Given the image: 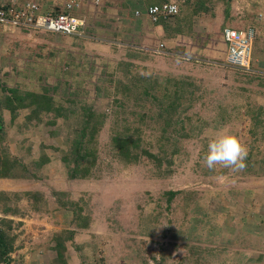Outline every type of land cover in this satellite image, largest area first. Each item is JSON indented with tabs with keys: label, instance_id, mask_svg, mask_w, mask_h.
Returning <instances> with one entry per match:
<instances>
[{
	"label": "rangeland",
	"instance_id": "1",
	"mask_svg": "<svg viewBox=\"0 0 264 264\" xmlns=\"http://www.w3.org/2000/svg\"><path fill=\"white\" fill-rule=\"evenodd\" d=\"M75 1L80 36L0 27L11 264H60L65 231V264H264V0H144L179 13L154 22L141 12L131 28L115 10L122 0ZM64 2L43 0L42 11ZM224 29L251 38L246 69L226 62ZM10 89L43 94L51 109L12 119L1 106ZM127 127L135 145L123 158L113 137ZM224 127L248 149L243 170L202 163Z\"/></svg>",
	"mask_w": 264,
	"mask_h": 264
},
{
	"label": "built area",
	"instance_id": "2",
	"mask_svg": "<svg viewBox=\"0 0 264 264\" xmlns=\"http://www.w3.org/2000/svg\"><path fill=\"white\" fill-rule=\"evenodd\" d=\"M43 0H0V27H22L25 30H42L52 34L80 36L86 26L83 18L73 15L79 3L67 0L68 13L42 11ZM148 15L156 22L170 19L179 13L176 2L154 5ZM224 41L229 47L226 62L237 69H246L252 60L251 38L231 29L224 30Z\"/></svg>",
	"mask_w": 264,
	"mask_h": 264
},
{
	"label": "trees",
	"instance_id": "3",
	"mask_svg": "<svg viewBox=\"0 0 264 264\" xmlns=\"http://www.w3.org/2000/svg\"><path fill=\"white\" fill-rule=\"evenodd\" d=\"M66 3V2H65ZM201 6L199 5V10L203 8L204 3L201 2ZM65 5V4H64ZM63 13H68L66 10H64ZM76 13V12H75ZM74 13V14H75ZM76 16V15H75ZM176 17V16H175ZM174 18V17H173ZM186 18V16H185ZM189 18V17H188ZM187 18V19H188ZM166 20V19H161ZM225 30V29H224ZM52 34V33H51ZM11 96H8L4 100V104L1 106H4V109H7L12 114V119L17 117L20 109H27V108H35V113H42L44 111H49L51 108L48 106L49 100L45 97L43 94H37L33 92H27L25 95H21L19 92H15L14 90H9ZM17 100V101H16ZM172 104H170L171 106ZM172 107V106H171ZM88 125H94L91 122V118L88 117L87 121L84 123V126L87 128ZM99 125H96V127H93V131H98ZM137 132V130H135ZM84 135V134H83ZM133 132L130 128H126L123 131H117V133L113 137V142L115 144L116 149L118 150V154L121 155L123 158H129L133 154V146L135 144L133 141ZM95 138V137H94ZM79 146L83 145V141L78 143ZM76 156V164L79 166L80 162H82L85 159V156L82 154V151L80 148L74 149L73 151ZM0 166L3 165L7 170H1L0 169V178H13L11 171L7 164V158H0ZM48 161V160H45ZM45 164V163H43ZM42 164H38V167H40ZM87 172L86 170L84 173ZM78 173V170L74 172L72 175L73 178H76V174ZM86 174V173H85ZM27 195L32 199L37 198L34 193H27ZM10 210H7L8 212ZM79 225L81 220H79ZM1 223L4 227H0V263L2 264H11L12 259L10 258V254L13 250V243L14 238H9L8 232L6 228L11 229L13 222L11 220H2ZM84 227V226H82ZM74 239V232L73 231H65L62 234L58 235L56 240V246L54 247L55 252L57 253V263L65 264V254L67 252V242L72 241Z\"/></svg>",
	"mask_w": 264,
	"mask_h": 264
},
{
	"label": "clouds",
	"instance_id": "4",
	"mask_svg": "<svg viewBox=\"0 0 264 264\" xmlns=\"http://www.w3.org/2000/svg\"><path fill=\"white\" fill-rule=\"evenodd\" d=\"M147 12L148 9L146 14H148ZM247 155L248 149L239 136L229 128L224 127L218 129L209 139L208 151L204 156L202 163L209 170H215L217 165H219L232 171H240L246 166L245 161Z\"/></svg>",
	"mask_w": 264,
	"mask_h": 264
},
{
	"label": "crops",
	"instance_id": "5",
	"mask_svg": "<svg viewBox=\"0 0 264 264\" xmlns=\"http://www.w3.org/2000/svg\"><path fill=\"white\" fill-rule=\"evenodd\" d=\"M109 5H110L109 7L112 8V5L111 4H109ZM114 6L116 8L115 10L117 11L118 17L121 18L125 22L127 21L125 23V25L129 28H131L130 24H131V16L132 15L134 16L133 19H135V21L136 20L138 21L139 19H141L138 17L140 15V13L142 12V14H143V12L147 11L144 0H122L120 5L116 4ZM80 9H81V7H80ZM73 15H76L78 17L77 12H76V14H73ZM136 15H137V17H136ZM112 21L113 20H110L111 23H112ZM97 36H99V35H97Z\"/></svg>",
	"mask_w": 264,
	"mask_h": 264
}]
</instances>
